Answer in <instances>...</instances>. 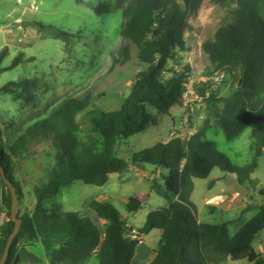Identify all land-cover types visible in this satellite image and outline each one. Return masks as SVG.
<instances>
[{
    "label": "trees",
    "instance_id": "16d2710c",
    "mask_svg": "<svg viewBox=\"0 0 264 264\" xmlns=\"http://www.w3.org/2000/svg\"><path fill=\"white\" fill-rule=\"evenodd\" d=\"M211 1L231 6L230 0ZM262 1L235 0L232 21L220 27L214 37L202 45L212 71L224 70L225 81L233 77L239 85L224 99L212 96L208 107L228 140L236 139L248 127L254 126L252 162L244 167L234 165L217 149L215 142L206 138L211 126L201 127L186 144L181 139H171L135 153L129 160L133 166L162 167L169 170L170 175L168 178L162 176L164 182L155 178L151 185L155 194L168 201L167 206L152 210L138 231L139 239L130 238L129 243L124 232L130 235V227L111 202L93 200L89 208L95 217L45 208L63 188L76 181L103 187L112 174L125 173L130 163L115 154L117 140L128 139L146 131L151 124H157L150 107L160 114H169L173 107L181 105L185 74L178 73L170 78H164L163 74L168 71L170 61L175 59L176 50H187L186 33L191 28L187 17L193 0H128L125 4L119 1L124 15L122 36L138 48L139 61L147 65L135 75L133 90L122 107L114 111L98 107L87 111V130L83 131L77 116L87 109L89 101L67 98L47 118L30 126L11 146L0 143L3 169L18 196L21 189L12 175V157L26 154L35 143L50 141L55 159L48 181L34 190L33 214L19 215L21 228L6 264L39 261L35 254L18 249L23 239L40 241L49 253L50 264H86L94 254L98 264H132L140 237L153 230H160L162 236L151 264H221L229 257L264 264V256L252 247L255 236L264 228V206H260L257 214L232 235L229 226L234 220L201 223L197 206L191 200L195 179H208L212 171L219 168L225 173L237 174L239 184L244 185L257 169L258 159L264 155ZM112 10L110 5L96 9L98 13ZM62 35L67 33L59 31L58 36ZM6 52L4 49L0 55V74ZM124 56L125 61L130 59L128 47ZM21 62L22 55L10 68ZM27 84V80L10 82L0 88V93L15 94ZM220 103L223 107L218 110ZM7 190L3 204L8 210V219L0 228V258L15 228L11 220L12 194ZM144 205L137 197H130L126 209L129 214H136ZM101 220L106 224L102 225Z\"/></svg>",
    "mask_w": 264,
    "mask_h": 264
},
{
    "label": "rangeland",
    "instance_id": "374dc122",
    "mask_svg": "<svg viewBox=\"0 0 264 264\" xmlns=\"http://www.w3.org/2000/svg\"><path fill=\"white\" fill-rule=\"evenodd\" d=\"M119 1L125 4L128 0H0V55L7 49L1 64L3 71L0 74V88L10 82L28 81V86L15 94L0 93L1 144L11 146L30 126L47 118L53 109L67 98L89 101L87 109L77 116L83 131L87 130L85 117L87 111L95 107L106 111L119 110L122 107L133 90L135 75L146 69L147 65L139 61L138 48L122 36L124 15L122 8L119 7ZM101 5H110L113 10L98 13L96 9ZM234 8V2L230 7H225L211 0H193L187 17L191 28L186 37L189 42L187 50L192 46L197 47L195 61L198 70H213L202 45L206 40L213 38L220 27L232 21L231 11ZM260 12L264 17V0ZM59 31H64L67 35L58 36ZM126 47L130 50L128 61H125L124 56ZM187 50H176L174 60H178L175 62L177 66L182 65ZM20 55L21 64L10 68ZM172 67L175 68L173 62L163 74L164 78L175 75L171 74ZM238 86L235 78L230 77L221 86L222 92L220 87L221 94H218V99L228 97ZM222 107L221 103L218 104V110ZM149 110L156 117L157 124H151L146 131L128 139H118L115 145V154L118 157L129 161L135 153L154 147L158 143H166L173 138L172 120H175L177 125L180 124L181 106L174 107L169 114H160L152 107ZM193 125L191 126L194 129ZM200 126H211L206 138L215 142L217 149L234 165L244 167L252 162L254 126L248 127L236 139L228 140L223 130L217 126L215 115L209 107L206 108V117L198 128H201ZM178 132L182 133L185 130ZM189 140L184 139L183 143L186 144ZM129 163L130 167H133L130 182L117 185L115 188L116 179H112L105 189L106 187L76 181L63 188L53 200L46 203L45 208L58 212L78 213L81 217H95L89 206L93 200L99 199L97 196L107 191L118 196L112 195L103 201L111 202L121 214L127 216L129 213L124 202L126 197L130 198L137 192H147L152 175L157 174L161 182H164L162 176L168 178L170 175V171L164 168L163 175H158L159 167L141 165L139 168L133 166L131 161ZM11 165L12 175L21 189L19 215H32L36 202L34 190L48 181L55 166L51 142L35 143L26 154L17 158L12 157ZM236 178L235 174L215 168L208 179H195V202L201 205L210 189L219 191L223 188L226 193H230L234 188L242 190L249 188L250 193L246 197L253 205L264 206V155L258 159V167L247 183L233 186ZM210 181H213L212 185ZM4 183L0 174V226L8 219V210L3 204V198L8 194ZM218 201L219 199H216L211 203L216 204ZM159 203L163 205L164 199L153 193V199L127 220L133 226H129L130 232L135 229L138 233L144 226L149 212L161 207ZM244 213L241 211L238 216L225 219L234 220L230 224L233 233L251 219L254 210ZM213 218L215 223L222 222L216 216ZM101 223L106 224L104 220H101ZM131 234L130 238L139 239L138 234ZM157 234H160L159 230L149 233L146 247L150 251L159 246L161 237L156 238ZM140 239L143 240V237ZM252 245L259 253L263 245V252L260 255L264 256V228L255 236ZM18 249L27 250L39 258V261H27L24 264H50L49 253L40 241L23 239ZM86 264H98L95 254ZM221 264L251 263L244 259L231 262L226 259Z\"/></svg>",
    "mask_w": 264,
    "mask_h": 264
},
{
    "label": "crops",
    "instance_id": "0c3cea01",
    "mask_svg": "<svg viewBox=\"0 0 264 264\" xmlns=\"http://www.w3.org/2000/svg\"><path fill=\"white\" fill-rule=\"evenodd\" d=\"M186 41H187V48H188L189 42H188V38L187 37H186ZM168 74L170 75V73H168ZM222 90H223V88L221 87V92H222ZM225 91H224V93H225ZM219 97H220V95H219ZM181 125H182L181 118H180V124L179 125H177L175 120H172V127L181 128L182 127ZM199 129L200 128L195 129V131H193V135L196 134L199 131ZM132 169H133V167L131 166L123 174H112L110 176L109 182L105 186H103L102 188L106 187L105 189H107V187H108V185H109V183H110V181L112 179H116V183H114V187L115 188H117V185L126 184V183L130 182L132 180L131 177L133 175L131 173ZM162 169H163L162 167L158 168V175H160V174L163 175ZM155 178H157V174L152 175V177H151L152 180H150V182H148V191L147 192H145V191L141 192V193L137 192L132 197H137L145 205H147L151 201V199H153V193L154 192L151 190V185H152L151 181H153ZM224 178H225V176H224ZM194 184H195V188H194V191L192 193L191 200L197 206L198 219H199V222H201V223L218 224V223H215V220H214L213 216H216V217L220 218L221 221H223L225 219H229V218H233L235 216H238L240 214V212L243 211L244 209H246L247 207H250V208L248 209V211H246V213L249 212L251 209L254 210L253 216L251 217V219H252L257 214V212L259 211V207L260 206L259 205H253L252 201L249 200L246 197V195L248 193H250V189L249 188H246V190L234 188V190L232 192H230V193H226V191L223 188H221L219 191H215L214 189H210L208 191V193L206 194V196L204 197V202L201 205H198L195 202V200H194V194L196 192V182H194ZM235 184L239 185V182H238L237 178H236V181L234 182L233 186H235ZM237 194H240L241 196L238 197V198H235V196ZM112 195H113V197H117L118 196L117 194H112L110 192L104 191L103 194L99 195L100 197L97 196L96 198H99V199H101L103 201L104 198L112 197ZM99 199H97V200H99ZM128 199H129V197H126L124 199L125 200L124 201L125 205L127 204ZM216 199H219V201L216 204L211 203L213 200H216ZM164 201H165V203L163 205H162V203H159V206H161L160 208L167 206L168 201L165 200V199H164ZM210 207H212V209H210ZM153 210H155V209H153ZM136 214H128L127 216L122 214V216H123L124 220L127 222V220L130 217H133ZM247 222H245V223H247ZM127 225L130 226V227H133L128 222H127ZM243 225H241L240 228L237 229L236 232H234V233L231 231L230 226H229L230 233L232 235H235L241 229V227ZM133 230H135V229H133ZM161 236H162V233L160 231V234H157L156 238L161 237ZM142 237H143V240H141L140 244L137 246L136 254H135V257H134V259L132 261V264H134L135 262L138 263V264H151L154 261L155 257H156L157 249L150 251L146 247V242L148 240L149 234L144 235ZM252 247H253V245H252ZM146 248H147V250H146ZM260 248H261L260 253H262L263 252V245H261ZM142 249H144V251H141ZM253 249L255 250L254 247H253ZM256 253L260 254L258 251H256ZM244 260H247V259H244ZM227 261L231 262V261H234V260L231 257H229V258H227Z\"/></svg>",
    "mask_w": 264,
    "mask_h": 264
},
{
    "label": "built area",
    "instance_id": "2783aa9c",
    "mask_svg": "<svg viewBox=\"0 0 264 264\" xmlns=\"http://www.w3.org/2000/svg\"><path fill=\"white\" fill-rule=\"evenodd\" d=\"M196 50L197 47L192 46L186 51L185 60L183 61L182 65L177 66L175 64V62H178L177 59L170 61V63H174L175 67H172L173 70L171 74H185V89L180 105L182 110V127H173L174 130L171 133L173 137L172 139H181L183 141L184 139H190V136L192 137L193 131L199 127L201 122H203L206 117V108L208 107L209 99L212 96L218 97L219 89L224 84L227 77V74L224 70H198L196 68L197 62L195 61ZM192 124H194V129L191 126ZM180 130H185V132L179 133L178 131ZM240 196V194H237L235 198ZM131 233L138 234L135 230L130 232V236H132Z\"/></svg>",
    "mask_w": 264,
    "mask_h": 264
},
{
    "label": "water",
    "instance_id": "95a60500",
    "mask_svg": "<svg viewBox=\"0 0 264 264\" xmlns=\"http://www.w3.org/2000/svg\"><path fill=\"white\" fill-rule=\"evenodd\" d=\"M230 2H235V0H230ZM0 174L1 177L3 179V181L5 182L7 188L10 190L11 194H12V207H11V220L15 223V228L12 232V234L10 235L4 253L2 255V257L0 258V264H6L9 254H10V250L12 247V244L15 240V238L17 237L20 228H21V224H22V220L19 216V211H18V204H19V196H18V192L16 187L14 186L13 182L8 178V176L5 174V171L3 169L2 166V162H1V156H0ZM236 177L238 178V175L235 174ZM125 237H127L126 242L129 243L130 242V237L128 235V232L125 231L124 232Z\"/></svg>",
    "mask_w": 264,
    "mask_h": 264
}]
</instances>
